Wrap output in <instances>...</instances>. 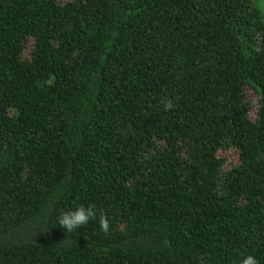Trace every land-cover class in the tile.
I'll list each match as a JSON object with an SVG mask.
<instances>
[{"label":"trees","instance_id":"16d2710c","mask_svg":"<svg viewBox=\"0 0 264 264\" xmlns=\"http://www.w3.org/2000/svg\"><path fill=\"white\" fill-rule=\"evenodd\" d=\"M81 204L107 234L57 224ZM247 255L264 264L254 0H0V264Z\"/></svg>","mask_w":264,"mask_h":264},{"label":"clouds","instance_id":"9594fccd","mask_svg":"<svg viewBox=\"0 0 264 264\" xmlns=\"http://www.w3.org/2000/svg\"><path fill=\"white\" fill-rule=\"evenodd\" d=\"M161 102L165 111H170L174 107L173 101L167 96ZM90 220H97L100 230L105 234L110 231L107 214L103 211L98 212L93 204H89L87 207L81 204L74 209L61 211L57 216V224L69 234L88 224ZM240 264H258V261L255 256L247 255L241 258Z\"/></svg>","mask_w":264,"mask_h":264},{"label":"rangeland","instance_id":"374dc122","mask_svg":"<svg viewBox=\"0 0 264 264\" xmlns=\"http://www.w3.org/2000/svg\"><path fill=\"white\" fill-rule=\"evenodd\" d=\"M255 6L260 10L262 17L264 18V0H254Z\"/></svg>","mask_w":264,"mask_h":264}]
</instances>
